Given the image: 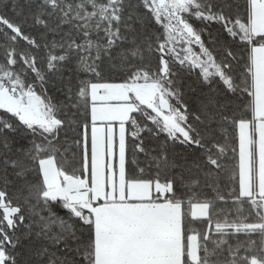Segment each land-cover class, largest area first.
Returning a JSON list of instances; mask_svg holds the SVG:
<instances>
[{
    "label": "snow or ice",
    "instance_id": "obj_1",
    "mask_svg": "<svg viewBox=\"0 0 264 264\" xmlns=\"http://www.w3.org/2000/svg\"><path fill=\"white\" fill-rule=\"evenodd\" d=\"M0 264H264V0H0Z\"/></svg>",
    "mask_w": 264,
    "mask_h": 264
}]
</instances>
